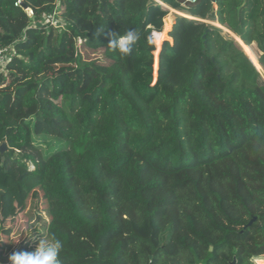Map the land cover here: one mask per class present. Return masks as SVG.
I'll return each mask as SVG.
<instances>
[{
  "label": "trees",
  "instance_id": "obj_1",
  "mask_svg": "<svg viewBox=\"0 0 264 264\" xmlns=\"http://www.w3.org/2000/svg\"><path fill=\"white\" fill-rule=\"evenodd\" d=\"M18 1L0 0V260L50 233L62 264L264 256V80L204 23L255 43L264 70V0ZM157 1L194 19L177 18L155 67ZM55 11L64 26L37 25ZM128 29L140 38L121 58L108 33Z\"/></svg>",
  "mask_w": 264,
  "mask_h": 264
},
{
  "label": "clouds",
  "instance_id": "obj_2",
  "mask_svg": "<svg viewBox=\"0 0 264 264\" xmlns=\"http://www.w3.org/2000/svg\"><path fill=\"white\" fill-rule=\"evenodd\" d=\"M103 31L104 29L98 30V35ZM108 36L109 42L107 47L112 52L118 53L121 58L128 57L133 53L134 47L140 38L139 33L134 29H128L123 35H120L118 32H109ZM148 42L151 43V40ZM31 236L32 234L29 235V237ZM18 239L19 237L14 238L12 242H17ZM63 247L62 240L57 238L55 233H50L47 238L42 237L39 239L33 251L13 252L8 256V261L9 264H62L60 253Z\"/></svg>",
  "mask_w": 264,
  "mask_h": 264
},
{
  "label": "rangeland",
  "instance_id": "obj_3",
  "mask_svg": "<svg viewBox=\"0 0 264 264\" xmlns=\"http://www.w3.org/2000/svg\"><path fill=\"white\" fill-rule=\"evenodd\" d=\"M215 9H217V7H215ZM176 12H179V11H176V10H173V9H171V11H169V14L167 15V17L165 18V20H164V29H163V32L162 33H159V34H157V35H155V37H154V43H155V45H156V48H157V50H156V52H157V62L155 61V53H154V63H155V67L157 66L158 67V63H159V54H160V52H161V49H162V46H163V44L165 43V42H169L171 45L173 44V40L172 39H170L169 41H165L164 42V40L166 39V37H168L169 38V36H168V34H169V32L172 30V28H173V26H174V24L176 23V21H177V18H179V17H182V16H180L179 14H177ZM182 13V12H181ZM197 19V18H196ZM166 20H171L172 21V23H171V25H170V27H169V29L168 30H166ZM61 21H62V19L60 18V16H59V13L58 12H56L55 11V22H54V25H61V26H64V24H65V22H63L62 24H61ZM208 23H211L214 27H216V28H218V29H220V30H222L223 31V34H224V36L226 37V36H228L229 38H227L228 40H234V42L238 45V47L239 48H241L244 52H245V50L242 48V45H241V42H240V38L239 37H237L234 33H232L231 31H229L226 27H224V26H221V27H219V26H217V25H215L216 23H213V22H208ZM207 23V24H208ZM165 33H167V34H165ZM240 40H239V39ZM242 41V40H241ZM164 42V43H163ZM82 42H80V44H81ZM163 43V44H162ZM162 45V46H161ZM252 48H254L253 50L255 51V53H256V55H257V57H258V60H259V58L262 56V53L260 52V50L258 49V47H257V45L255 44V43H253L252 45H250ZM158 48H160V49H158ZM83 52V54H84V58L86 59V60H94V59H98L99 57H100V54L98 53V52H96V53H93V52H91V51H89V50H82ZM249 53V52H248ZM248 53H247V51L245 52V54L247 55V56H249L248 55ZM251 60V59H250ZM257 60V61H258ZM252 61V60H251ZM253 62V61H252ZM255 62H253V64H254ZM258 63V65L260 64L259 63V61L257 62ZM255 66H256V68L258 69V71L262 74V79L264 80V70H263V68H261V66L259 65H256V64H254ZM158 71V69H156V72ZM154 79L156 80V78H155V76H154ZM154 80V81H155ZM4 149H2V151H3ZM1 217H2V207L0 208V242L2 241V239H3V235H2V225H3V222H2V220H1ZM43 219L44 220H46L47 218H46V216L45 215H43ZM34 222H36V221H34ZM38 224V222H36L35 224H34V226L35 225H37ZM18 230V229H17ZM16 233H17V231H16ZM36 244H37V240L35 241V242H33L32 244H31V248H33V250L35 249V247H36ZM16 246L17 245H15L12 249H10L9 251H7L6 252V255H5V262H2L1 260H0V264H9V261H8V256L11 254V253H13V252H16ZM258 258H261V259H263L264 260V256H262V257H258ZM258 258H255V259H253L252 261H251V264H256L257 263V259Z\"/></svg>",
  "mask_w": 264,
  "mask_h": 264
},
{
  "label": "built area",
  "instance_id": "obj_4",
  "mask_svg": "<svg viewBox=\"0 0 264 264\" xmlns=\"http://www.w3.org/2000/svg\"><path fill=\"white\" fill-rule=\"evenodd\" d=\"M198 0H184L183 6L187 7L189 4H196ZM159 4H161L165 9H168L171 11V8L167 5L162 4L161 2L158 1ZM16 5H22V0H19ZM26 11H28L29 15L31 17H34V11L30 8H27ZM55 22V12L52 13L51 15H46L44 14L42 16V21L37 23L40 25H47L51 24L54 25ZM12 56L11 50L10 49H3L0 50V65L4 64L10 57Z\"/></svg>",
  "mask_w": 264,
  "mask_h": 264
},
{
  "label": "bare ground",
  "instance_id": "obj_5",
  "mask_svg": "<svg viewBox=\"0 0 264 264\" xmlns=\"http://www.w3.org/2000/svg\"><path fill=\"white\" fill-rule=\"evenodd\" d=\"M180 15H182V16H184V18H187V19H192V16H190V15H187V14H183V13H180ZM171 23H172V21H171ZM215 25H217V26H220V25H218L217 23L215 24ZM221 27V26H220ZM239 39V38H238ZM240 40V39H239ZM240 42H241V45H242V48L245 50V52L247 51V53L249 52V54H251V56H253L255 59H258V57H257V55H256V53H255V49L254 48H252L251 46H246L241 40H240ZM254 49V50H253ZM254 64H256V65H258V63L257 62H255ZM260 65V64H259ZM258 65V66H259ZM262 68V67H261Z\"/></svg>",
  "mask_w": 264,
  "mask_h": 264
},
{
  "label": "water",
  "instance_id": "obj_6",
  "mask_svg": "<svg viewBox=\"0 0 264 264\" xmlns=\"http://www.w3.org/2000/svg\"><path fill=\"white\" fill-rule=\"evenodd\" d=\"M202 0H198V2L196 4H189L188 6H196L198 5ZM213 3H216V0H212ZM25 8L27 9V7L25 6ZM199 21V20H196ZM204 23H208V22H204ZM209 25H212L211 23H208ZM213 26V25H212ZM155 37V34L153 35ZM4 149L5 150V144L2 145L1 150ZM3 150V151H4ZM257 218H254L245 228L250 227ZM210 251H213V248L210 249ZM231 264H237V260L235 259Z\"/></svg>",
  "mask_w": 264,
  "mask_h": 264
},
{
  "label": "crops",
  "instance_id": "obj_7",
  "mask_svg": "<svg viewBox=\"0 0 264 264\" xmlns=\"http://www.w3.org/2000/svg\"><path fill=\"white\" fill-rule=\"evenodd\" d=\"M160 2V1H159ZM162 4H164V3H162ZM177 14H179L180 15V13L181 12H176ZM183 14H185V13H183ZM188 15V14H187ZM180 16H182V15H180ZM182 17H184V16H182ZM192 19H194V17H192ZM166 22H167V29L166 30H168L169 29V27H170V25H171V20H166ZM219 25V24H218ZM220 27V26H219ZM165 34H167V33H165ZM167 38V37H166ZM170 39V38H169ZM169 41V40H168ZM246 45V44H245ZM247 46V45H246ZM248 55H249V58L253 61V62H258L257 60L258 59H255L253 56H251V54H249L248 53Z\"/></svg>",
  "mask_w": 264,
  "mask_h": 264
}]
</instances>
